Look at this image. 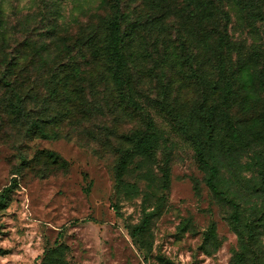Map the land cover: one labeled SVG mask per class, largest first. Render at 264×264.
<instances>
[{"label":"trees","instance_id":"1","mask_svg":"<svg viewBox=\"0 0 264 264\" xmlns=\"http://www.w3.org/2000/svg\"><path fill=\"white\" fill-rule=\"evenodd\" d=\"M140 1L146 2L145 14L130 20L124 0H108L102 17L68 41H53L51 29L50 46L59 51L61 45L62 59L45 52L25 58L24 46L30 39L28 47L34 44L33 31L23 44L5 49L7 32L0 16L1 121L27 138L87 135L113 156L116 191L129 194L134 185L125 177L133 168L154 184L160 134L143 106L152 103L150 108L167 117L191 145L215 196L225 198L218 182L223 168L237 171L247 161L252 203L241 208L232 202L230 226L239 249L229 264H264V39L244 56L230 34L231 16L222 0H182L175 11L165 0ZM241 10L244 17L238 22H264V0H245ZM99 96L103 104L97 103ZM103 108L126 119L129 130L118 133L96 121ZM38 155L46 167L66 166L52 152ZM26 163L21 160V167ZM14 184L15 178L10 187ZM10 187L0 194V211L7 206ZM142 213L139 224L128 228L134 239L146 233L155 217ZM65 250L62 245L46 250L40 264H66Z\"/></svg>","mask_w":264,"mask_h":264},{"label":"rangeland","instance_id":"2","mask_svg":"<svg viewBox=\"0 0 264 264\" xmlns=\"http://www.w3.org/2000/svg\"><path fill=\"white\" fill-rule=\"evenodd\" d=\"M107 1L0 0L7 32L4 47L9 51L23 44L33 31L34 44L28 47L30 39L24 46L25 58L45 52L51 59H62L61 45L59 51L50 46V30L53 41H68L102 17ZM136 2H123L132 11L130 20L147 10L146 2ZM181 2L165 0L164 4L175 11ZM222 2L231 16L230 34L247 57L251 46L264 39V22L250 26L238 22L240 15L244 17L240 12L245 0ZM170 36L174 39V30ZM97 103L103 104L100 96ZM151 105L143 104L160 134L152 168L154 184L142 178L143 171L133 168L125 177L126 183L134 185L129 194L116 191L114 158L99 142L80 132L55 141L27 138L0 117V194L15 178L7 206L0 211V264H40L43 253L57 245L66 249V264L230 263L239 249L230 226L232 202L241 208L252 203L247 161L237 171L223 168L218 182L225 198L215 196L205 183L206 174L198 167L191 145ZM117 115L103 108V116L97 115L96 121L118 133L127 132V120ZM39 152L56 154L66 166L46 167ZM21 160L27 161L24 167ZM143 211L153 212L155 217L146 233L134 239L128 228L139 224ZM260 245L264 249V232Z\"/></svg>","mask_w":264,"mask_h":264}]
</instances>
